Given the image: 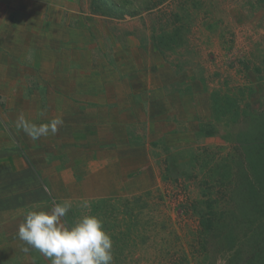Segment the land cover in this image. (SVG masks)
I'll use <instances>...</instances> for the list:
<instances>
[{
	"label": "rangeland",
	"instance_id": "obj_1",
	"mask_svg": "<svg viewBox=\"0 0 264 264\" xmlns=\"http://www.w3.org/2000/svg\"><path fill=\"white\" fill-rule=\"evenodd\" d=\"M20 1L29 14L14 31L17 54L33 21L52 54L64 56L59 92L45 88L42 98L64 94L76 103L66 113L96 111L101 134L109 110L108 126L145 144L128 162L138 186L103 200L97 214L91 206L113 241L112 264H210L216 245L200 226L204 202L215 200L217 214L242 215L258 211L264 193L253 174H263L264 156L246 153L242 142L257 118L264 121V0H124L120 16L102 6L96 12L91 0ZM45 1L40 21L32 5ZM77 55L76 65L69 59ZM230 100L236 106L225 112ZM240 172L249 175L242 183ZM41 182L56 195L50 180ZM239 194L237 206L230 200ZM82 216L65 219L71 225ZM14 230L0 228V264H50L34 249L24 252Z\"/></svg>",
	"mask_w": 264,
	"mask_h": 264
},
{
	"label": "crops",
	"instance_id": "obj_2",
	"mask_svg": "<svg viewBox=\"0 0 264 264\" xmlns=\"http://www.w3.org/2000/svg\"><path fill=\"white\" fill-rule=\"evenodd\" d=\"M45 4L46 1L44 5L41 2L32 5L35 11L41 8L37 13L40 21L47 11ZM24 6L20 0H0V26L4 29L2 32L0 28V71L4 70L0 77V228L9 231L14 225V234L30 206L48 210L54 203L68 199L73 207L67 215H93L91 207L78 206L82 199H87L96 213L99 210L96 206L103 200L127 196L130 187L138 186L129 181L128 162L145 149L143 142L136 144L129 135L124 137L107 125L109 110L105 111L107 115L103 120L109 130L101 134L95 130L102 123L96 111L93 114L80 113V110L66 113V108H74L76 103L66 99L64 94L59 98L58 95L42 98L45 88L59 92L56 74L64 56L61 53L59 60V52L52 54L48 37L40 35L33 21L31 34L24 39L25 45L17 54L14 31L18 23L27 21L29 12ZM49 24L47 20L45 25ZM22 33L28 34L27 31ZM60 40L63 41V37ZM79 56L69 59L70 62L80 64ZM117 113L127 115L118 110ZM21 114L36 124L61 117L63 125L56 134L49 133L34 141L16 127ZM67 114L71 116L66 117ZM79 119L80 125H84L82 129ZM122 128L121 125V131ZM127 128L125 126V130ZM130 145L133 148L130 149ZM41 177L50 180L56 195L44 189Z\"/></svg>",
	"mask_w": 264,
	"mask_h": 264
},
{
	"label": "clouds",
	"instance_id": "obj_3",
	"mask_svg": "<svg viewBox=\"0 0 264 264\" xmlns=\"http://www.w3.org/2000/svg\"><path fill=\"white\" fill-rule=\"evenodd\" d=\"M62 125L61 117L36 124L21 114L16 127L35 141L49 133L56 134ZM78 206L89 209L91 204L82 199ZM72 207L68 199L54 203L48 210L30 206L18 228L19 239L27 245L23 251L34 249L47 257L50 264H112L113 241L103 220L96 215H84L69 225L65 218Z\"/></svg>",
	"mask_w": 264,
	"mask_h": 264
},
{
	"label": "trees",
	"instance_id": "obj_4",
	"mask_svg": "<svg viewBox=\"0 0 264 264\" xmlns=\"http://www.w3.org/2000/svg\"><path fill=\"white\" fill-rule=\"evenodd\" d=\"M91 2L93 10L95 7L100 10V6H102L109 10L110 13L107 14L112 16L123 15L125 6H127L124 0H91ZM98 3L100 5L96 6ZM235 106L236 102L230 100L225 105V112ZM222 108L221 106L215 107L214 111H217V115L222 114ZM259 119L261 118L255 120L256 125L249 132L248 137L242 138V142L246 146V153L258 157L264 156V121L262 119L260 122ZM258 162L259 159L257 158L256 164ZM225 167H227L225 172H230L229 165ZM220 170L214 169L213 172L217 174ZM261 171L263 174L260 173V170L254 169L253 174L257 180H262L261 183L264 184V168ZM224 175L226 174H221L220 179H223ZM239 177L242 179L239 183H242L247 180L249 175L240 172ZM253 199L255 200V197ZM256 200L258 211L251 207L245 214L234 216L226 215V213L217 214L215 212L217 206L215 200L209 199L204 202L206 213L200 216V226L202 232L210 237L209 241L216 245L213 254L210 256V251L206 255L207 260H211L209 261L210 264H218V261L221 264H264V193L262 196L256 197ZM230 201L237 206L244 202L240 198V194L235 197L232 196Z\"/></svg>",
	"mask_w": 264,
	"mask_h": 264
}]
</instances>
